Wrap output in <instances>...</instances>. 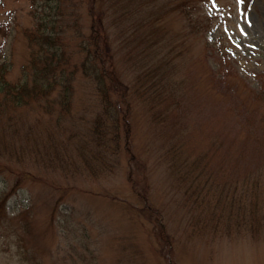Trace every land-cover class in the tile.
I'll list each match as a JSON object with an SVG mask.
<instances>
[{"label":"rangeland","instance_id":"rangeland-1","mask_svg":"<svg viewBox=\"0 0 264 264\" xmlns=\"http://www.w3.org/2000/svg\"><path fill=\"white\" fill-rule=\"evenodd\" d=\"M91 8L0 0V81L29 77L40 24L64 58L62 112L0 91V264H264V0H96L109 109Z\"/></svg>","mask_w":264,"mask_h":264},{"label":"trees","instance_id":"trees-1","mask_svg":"<svg viewBox=\"0 0 264 264\" xmlns=\"http://www.w3.org/2000/svg\"><path fill=\"white\" fill-rule=\"evenodd\" d=\"M66 1V0H65ZM91 1V35L90 41L93 42L94 48V59L97 63V68H94V73L96 74V79L103 87H106L102 91L101 98L106 104L105 109H109L110 99L112 94H117L119 98L123 102H126L128 97L126 93L124 85L119 81L118 75L112 66L111 63V45L109 43L108 30L103 22L102 15L93 10L96 0ZM36 0H34V3ZM46 2V0H44ZM38 11V9H37ZM189 17L190 24L193 25L194 17H190L191 14L185 12ZM43 24H40L37 30H34L27 35H29L30 43L35 41L37 50L35 54L37 56L33 57V62L31 66L27 69L30 70L29 77H27L26 81H23L19 84L16 83H8L3 76H1V86L0 91H2L3 96L9 101L13 107L19 108L25 105H31L32 102L45 100L48 108L51 109V106L54 103H57L61 106L62 112V78H59L62 74V71L58 69L61 66L62 60H64L63 56L58 52H50L47 51L42 54L45 44L55 45V40H58V33H47L46 27ZM54 27V26H52ZM38 32H42V35H39ZM53 38H52V37ZM86 51L88 48H85ZM57 51V50H56ZM90 51L87 56H89ZM38 60V63H37ZM85 69V68H84ZM86 70V69H85ZM84 71V70H83ZM85 73V72H84ZM109 81L110 86L105 85ZM109 88V89H108ZM58 92L60 98L55 101L57 98L53 97V94ZM64 94V103L69 100L70 93L67 90H63ZM128 103V102H127ZM45 104V105H46ZM67 105V104H66ZM127 112H129V107L127 108ZM102 118L99 117V119ZM119 118V117H118ZM123 118H121L122 121ZM126 122V117L123 119ZM99 127V124L96 125V128ZM96 135L102 140V135L106 132L102 128V130H96ZM115 137H118V133L114 132ZM173 156V155H172ZM234 213L232 214L231 219L233 220ZM229 219V218H228Z\"/></svg>","mask_w":264,"mask_h":264}]
</instances>
